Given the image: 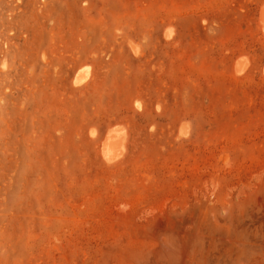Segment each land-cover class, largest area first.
<instances>
[{
    "label": "rangeland",
    "instance_id": "374dc122",
    "mask_svg": "<svg viewBox=\"0 0 264 264\" xmlns=\"http://www.w3.org/2000/svg\"><path fill=\"white\" fill-rule=\"evenodd\" d=\"M262 3L0 0V264H264Z\"/></svg>",
    "mask_w": 264,
    "mask_h": 264
},
{
    "label": "bare ground",
    "instance_id": "6f19581e",
    "mask_svg": "<svg viewBox=\"0 0 264 264\" xmlns=\"http://www.w3.org/2000/svg\"><path fill=\"white\" fill-rule=\"evenodd\" d=\"M258 22L260 25L261 33L264 39V3L259 6L258 10ZM170 33L165 34V37L168 38ZM130 44V43H129ZM134 46V45H133ZM131 49V48H130ZM134 54L137 53L136 48L132 47ZM245 62L238 61L234 65V71L236 74H241L244 70ZM89 80V69L87 67L81 68L75 72L71 79V85L74 88H80ZM179 133L183 136L187 134V128L181 126ZM89 134L91 137H94L96 132L95 130H90ZM125 131L123 127L119 125H114L108 128L101 140L99 146V155L103 165L111 166L119 162L125 152H126V138Z\"/></svg>",
    "mask_w": 264,
    "mask_h": 264
}]
</instances>
